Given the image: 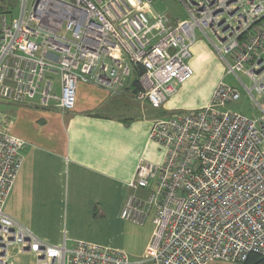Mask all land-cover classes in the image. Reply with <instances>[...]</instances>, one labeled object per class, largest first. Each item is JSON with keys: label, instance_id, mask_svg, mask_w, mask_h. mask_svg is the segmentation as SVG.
Masks as SVG:
<instances>
[{"label": "built area", "instance_id": "obj_1", "mask_svg": "<svg viewBox=\"0 0 264 264\" xmlns=\"http://www.w3.org/2000/svg\"><path fill=\"white\" fill-rule=\"evenodd\" d=\"M179 1L188 16L174 20L154 0H33L30 10L20 0L19 15L3 17L0 98L66 113L78 84L92 82L133 89L137 100L160 108L194 75L197 30L214 33L216 41L208 37L226 72L241 81L244 73L250 95L264 96V0ZM240 97L220 80L205 106L154 121L150 138L164 148V161L138 164L128 185L148 194L128 195L121 210L123 219L151 218L155 227L134 261L94 242L50 243L7 213L27 143L0 124V264L22 254L32 264H240L264 255V112L225 109Z\"/></svg>", "mask_w": 264, "mask_h": 264}, {"label": "crops", "instance_id": "obj_2", "mask_svg": "<svg viewBox=\"0 0 264 264\" xmlns=\"http://www.w3.org/2000/svg\"><path fill=\"white\" fill-rule=\"evenodd\" d=\"M5 13L0 12V33ZM222 62L211 41L197 35L189 59L193 77L160 108L137 100L133 89L113 91L92 82L78 84L75 107L66 113L38 100L19 104L0 98V124L27 143L7 213L50 243L89 241L141 258L155 227L144 229L121 217L128 195L148 194L128 183L139 163L164 161V148L150 138L154 121L205 106L219 81H224ZM51 76L59 87V76ZM197 84L202 94L187 97ZM260 99L262 114L264 96ZM221 261L232 263L214 259L207 264Z\"/></svg>", "mask_w": 264, "mask_h": 264}, {"label": "rangeland", "instance_id": "obj_3", "mask_svg": "<svg viewBox=\"0 0 264 264\" xmlns=\"http://www.w3.org/2000/svg\"><path fill=\"white\" fill-rule=\"evenodd\" d=\"M32 3H33V0H29L28 6H27L28 10L31 9ZM153 6L158 11L166 12L174 20L184 19L188 16L186 8L179 0H154ZM20 10H21L20 0H0V12L1 11L6 12L5 15L7 16L8 20L12 19L13 17L18 16L20 13ZM197 35L198 37L203 38V40H205L206 42L210 41L208 35L211 37L212 40L216 41V37L214 33H212L211 31H208V35H206V33L204 32L202 34L198 32ZM228 57L230 58V56ZM223 64H224V72H225L224 81L238 88L241 92V97L236 101H232L228 103L225 109L237 111V112L246 114L248 116H258L261 112L260 104L263 102V100L258 98V101H256L252 97V95H250V93L246 90V87L244 86V84L251 86L252 82L250 81V79L246 77L244 73L239 72V75L243 81L242 82L234 74L227 73L226 72L227 66L225 63ZM200 77L198 75V78L197 77L196 78L199 79ZM196 78L194 79V82L196 81ZM203 80L204 78L202 76L200 79V83L203 82ZM202 91H203L202 87H199V84H197V85H194L191 90L187 91L186 95H188L187 97H189L191 95L202 94ZM56 92L58 94L60 93L58 85H56ZM143 191L147 192V190H143ZM152 224L153 223H152L151 218H148L143 224H140V225L142 226L144 225L143 228L145 229L146 227H148V225H152ZM128 254L131 257V260L133 261L140 258V257H135L138 255H132L131 253H128ZM12 260L14 261L15 264H32V261H34V258L29 254H22V255L15 256L14 258H12ZM231 262L232 263L229 262V264H233V261ZM223 263L225 262H222V261L217 262V264H223Z\"/></svg>", "mask_w": 264, "mask_h": 264}, {"label": "trees", "instance_id": "obj_4", "mask_svg": "<svg viewBox=\"0 0 264 264\" xmlns=\"http://www.w3.org/2000/svg\"><path fill=\"white\" fill-rule=\"evenodd\" d=\"M240 264H264V255L253 253L245 262Z\"/></svg>", "mask_w": 264, "mask_h": 264}]
</instances>
